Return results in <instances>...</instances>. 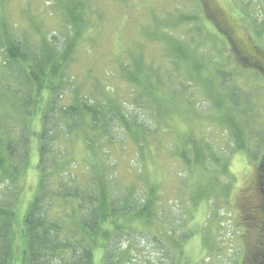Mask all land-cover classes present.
Returning a JSON list of instances; mask_svg holds the SVG:
<instances>
[{"label": "rangeland", "instance_id": "374dc122", "mask_svg": "<svg viewBox=\"0 0 264 264\" xmlns=\"http://www.w3.org/2000/svg\"><path fill=\"white\" fill-rule=\"evenodd\" d=\"M79 1L80 10L88 25L81 33L83 45H78L70 53L74 56L70 74L75 77V83L81 86L80 93L94 91L96 94L107 95L123 105L129 119L133 115L139 121L150 119L149 114H154V107L146 97L162 106L164 99L168 98L170 102L171 114L168 118L171 120L165 122L164 128L161 127L164 129L163 133H160L162 152L157 154L158 151L152 150L151 156L156 153L155 156L146 159V178L141 177L143 171L139 168L143 158L138 156L137 145L129 137L122 146L118 144L110 151L109 162L116 185L133 190L135 196L146 182L157 187L160 193L159 207L156 209L159 220L154 228L157 227L161 235L168 227H183L186 231L194 232V236L187 239L183 247L181 260L186 264H264V196L261 190L264 180L261 177V170L264 169V139L260 137L264 128L239 124L243 128L240 131L245 148L238 149L235 142L236 139L239 140L236 128L231 129L226 125L239 121L245 106H239L237 110V107L225 99L226 96L229 99L228 95L237 87L244 92L254 93V96L257 92L262 93L264 78L259 76L255 79L251 68H247L244 73L236 71L233 82L215 90L217 98L214 103L206 101L199 85L192 84L193 79H199L198 76L187 72L188 68L196 70L205 79L208 77L206 72L209 71L207 65L210 62L214 71L218 67L230 66L229 60L227 59V63L223 62V56L218 53L219 46L220 51L225 50L226 55L229 37L242 50L254 54V44L260 45L254 39L249 21L260 15L264 17V1L261 6V0H254L258 1L254 5L250 4L251 0L244 4L238 3L239 0ZM60 5L55 0H8L0 6V14L11 23L18 24L20 30H26L27 39L30 37L33 42L38 43L40 35L49 39L55 37L56 42H63L62 38L68 30L63 28ZM190 17L198 20L177 25L182 19H193ZM216 17L227 30L228 37L219 35L211 23V19ZM257 23L260 24V20ZM34 24L37 25L34 27L35 31L31 27ZM201 24L209 37L213 34L219 36L218 40L215 38V43L209 41L212 36L209 38L201 32ZM171 36L188 43L195 52L198 45H203L205 59L189 53L180 57L183 53L181 46L177 41H171ZM201 40L209 42L202 44ZM223 43L227 48L224 49ZM198 48L202 51L201 47ZM169 50L175 51L172 62L164 59V52L170 55ZM197 60L207 65L198 67L195 65ZM124 62H129L130 67L136 64L143 66L147 70L149 82L153 79L151 74L158 73V85H154L152 90L148 87L144 95L140 89L133 90L125 81L122 82L119 75L118 67ZM88 70H91L89 79L84 76ZM169 71L171 73L167 77L166 73ZM247 76L251 77L245 78ZM93 78L96 87H92ZM208 79L211 83V79ZM187 80L192 83H187ZM262 104V101L253 97L250 99L246 107L248 114L245 115L249 117L248 124L252 119L256 121V113ZM0 114L11 115L1 101ZM39 119L40 116L37 115L29 124L33 132L40 130ZM249 131H252V135L248 134ZM116 133H119L118 130ZM179 134L182 135L178 136ZM188 140L195 144L197 140L202 155L201 162L206 167L202 172L194 171L192 176L185 174L186 167L175 159V153L168 152L174 149V144L180 147ZM65 146H71L78 168H84L81 155L86 152L79 139L73 143L70 140ZM190 153L189 150V160H193ZM37 162L38 139L31 136L30 168L22 173L17 182L20 196L12 207L13 216L10 220L13 239L9 264H23L25 242L21 237V229L28 204L38 185ZM204 174L213 175V178L207 183L208 187L204 185V189L210 193L201 195L198 191L203 187L199 182L204 184L209 180ZM139 227L145 228L141 224ZM146 227L148 230V226ZM200 229L202 232H199ZM164 239L159 238L162 242L166 241ZM137 243L139 248L145 247V251L135 257L133 262L125 264H146L145 261L149 258L161 259L165 251H169L170 245L167 243L163 247L150 248L144 241L137 240ZM134 254L136 253L133 252ZM101 262L102 251L96 249L93 263Z\"/></svg>", "mask_w": 264, "mask_h": 264}, {"label": "trees", "instance_id": "16d2710c", "mask_svg": "<svg viewBox=\"0 0 264 264\" xmlns=\"http://www.w3.org/2000/svg\"><path fill=\"white\" fill-rule=\"evenodd\" d=\"M7 1L0 0V6ZM55 1L61 4L59 7L64 21L63 28L68 30L63 33V42H56L55 37L49 39L41 35L38 43L33 42L30 37L27 39L26 30H20L18 24L11 23L0 14V101L5 103V109L11 114H0V264H9L11 256L13 227L10 219L13 216L12 207L20 196L17 182L22 173L30 168L31 136L38 139L36 169L39 178L21 229V237L25 242L23 264H94L96 249L102 251L101 264L131 263L145 251V247L139 248L137 240L144 241L150 248L170 244L169 251H165L161 259L149 258L145 261L146 264H186L181 260L183 247L187 239L194 236V232L186 231L183 227H168L161 235L157 227L154 228L159 220L156 209L159 207L160 193L157 187L146 182L135 196L133 190L116 185L109 162L110 151L118 144L122 146L129 137L137 145L138 156L143 158L139 168L143 171L141 177L146 178V159L155 156L156 153L151 156L152 150L158 151L157 154L162 152L160 133H163L164 129L161 127L164 128L165 122L171 120L168 118L171 114L170 102L168 98L164 99L162 106L146 97L154 107V114H149L150 119L139 121L133 115L129 119L123 105L107 95L96 94L94 91L81 94V86L75 83V77L70 74V64L74 58L70 53L78 45H83L81 33L88 21L80 10L81 1ZM246 2L248 0H239L238 3ZM257 2L251 0L250 4ZM190 18L193 19H182L177 25L198 20L196 17ZM218 18L211 19V23L219 35L228 37L227 30ZM258 20L260 24L257 23ZM249 22L254 39L261 46L254 44V54L242 50L229 37L226 42L228 48L223 43L224 49H228L226 55L225 50L220 51L219 46L218 53L223 56V62L227 63V59L229 60L230 66L218 67L214 71L211 68L212 62L207 65L197 60L196 66L205 64L209 68L205 79L198 71L186 67L187 72H192L199 78H192L194 83L187 80V83L199 85L206 101L216 103L215 90L233 82L236 71L244 73L247 68H251L255 79L259 76L264 78V17L260 15ZM36 26L31 25L34 31ZM201 27V32L207 34L203 24ZM211 36L208 35L209 41L215 43L219 36ZM171 41L180 44L183 52L180 57L189 53L205 59L203 45H198L202 51L197 47V53L191 50L188 43L178 41L173 36ZM205 41L209 42H200L203 44ZM164 53L165 60L172 62V57L175 58L174 50H169L170 55ZM118 68L122 82L125 81L133 90L140 89L143 95L148 87L152 90L154 85H158V73L151 74L153 79L149 82L147 70L140 64L130 67L129 62H124ZM90 71L85 72L87 79L91 78ZM170 73L171 71L166 73V76L169 77ZM249 77L251 76L245 78ZM165 80L164 77V83ZM93 81L92 87H96L94 78ZM228 96L229 99L225 97L226 101L237 107V110L239 106H245L239 121L232 120L230 125H226L231 129L236 128L239 140L236 139L235 142L238 149L244 150L241 139L243 134L240 131L243 128L239 124L264 128V91L257 92L254 96V93L244 92L237 87ZM252 97L263 104L256 113V121L252 119L248 124L246 107ZM196 110L200 111L199 108ZM37 115L40 116V130L33 132L29 124ZM117 130L119 133H116ZM192 133L195 136L193 131ZM248 134L252 135V131ZM263 135L264 131L260 133V137L264 139ZM76 139L84 145L86 152L81 151V161L85 164L82 169L78 168L71 146H65L70 140L73 143ZM197 144V140L196 144L188 140L180 147L174 144V149L168 151L175 153V159L185 165V174L188 176H192L194 171L202 172L206 169L201 162L200 145ZM189 150L193 160H189ZM262 170L261 177L264 178V169ZM204 175L209 180L204 184L199 182L203 187L198 191L201 195L210 193L204 189V185L208 187L207 183L213 178V175ZM261 190L264 196V180ZM140 224L145 228L139 227ZM199 232H202L201 229ZM160 237L166 241H160ZM133 252L136 254L133 255Z\"/></svg>", "mask_w": 264, "mask_h": 264}]
</instances>
